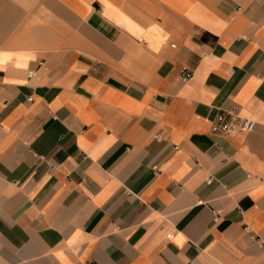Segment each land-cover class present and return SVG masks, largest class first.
Wrapping results in <instances>:
<instances>
[{"label":"crops","instance_id":"crops-1","mask_svg":"<svg viewBox=\"0 0 264 264\" xmlns=\"http://www.w3.org/2000/svg\"><path fill=\"white\" fill-rule=\"evenodd\" d=\"M263 2L0 0V264H264Z\"/></svg>","mask_w":264,"mask_h":264},{"label":"built area","instance_id":"built-area-1","mask_svg":"<svg viewBox=\"0 0 264 264\" xmlns=\"http://www.w3.org/2000/svg\"><path fill=\"white\" fill-rule=\"evenodd\" d=\"M261 52L264 53V47L261 49ZM31 73V71H27L26 76L29 77ZM189 77V74L182 75L180 77L181 82H187ZM255 125L256 123L253 120L239 117L233 111H219L214 117V121L211 126V133L222 136H229L237 133H247L252 131ZM154 138L157 139L158 136H155ZM244 230H246V227Z\"/></svg>","mask_w":264,"mask_h":264}]
</instances>
